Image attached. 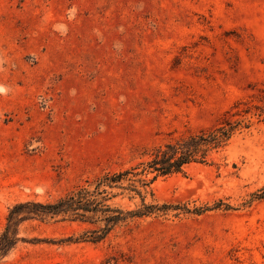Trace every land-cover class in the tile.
<instances>
[{
	"label": "rangeland",
	"instance_id": "374dc122",
	"mask_svg": "<svg viewBox=\"0 0 264 264\" xmlns=\"http://www.w3.org/2000/svg\"><path fill=\"white\" fill-rule=\"evenodd\" d=\"M233 128L125 209H172L100 242L27 219L0 264H264V0H0V237L191 135Z\"/></svg>",
	"mask_w": 264,
	"mask_h": 264
},
{
	"label": "trees",
	"instance_id": "16d2710c",
	"mask_svg": "<svg viewBox=\"0 0 264 264\" xmlns=\"http://www.w3.org/2000/svg\"><path fill=\"white\" fill-rule=\"evenodd\" d=\"M233 128L219 127L208 132L191 135L154 149L151 159L118 171L101 174L86 185L78 186L65 196L51 202H21L12 207L8 224L0 237V258L17 243L16 234L11 228L16 221L27 219H54L80 221L90 226L83 238L100 242L118 228L135 220L159 214L173 208L171 205H148L125 209L117 200L141 197L159 176L180 173L184 167L197 160L206 161L211 147L216 148L228 140Z\"/></svg>",
	"mask_w": 264,
	"mask_h": 264
}]
</instances>
